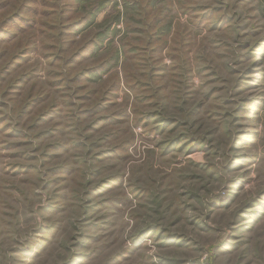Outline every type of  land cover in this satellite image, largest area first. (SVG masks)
Returning <instances> with one entry per match:
<instances>
[{"label":"rangeland","instance_id":"rangeland-1","mask_svg":"<svg viewBox=\"0 0 264 264\" xmlns=\"http://www.w3.org/2000/svg\"><path fill=\"white\" fill-rule=\"evenodd\" d=\"M259 42L264 0H0V264H264Z\"/></svg>","mask_w":264,"mask_h":264},{"label":"trees","instance_id":"trees-1","mask_svg":"<svg viewBox=\"0 0 264 264\" xmlns=\"http://www.w3.org/2000/svg\"><path fill=\"white\" fill-rule=\"evenodd\" d=\"M81 2H83V0H79V3H81ZM260 45H262V46H260ZM261 49V52L264 50V47H263V44H261V42H259V43H257L256 44V47L254 48V49H252L251 50V52H253V51H255L256 49ZM254 54H256V53H254ZM257 55V54H256ZM177 146V145H176ZM173 148H175V146H173ZM252 204L253 203H250V204H248V206H252ZM236 220V219H235ZM240 223V219H238V220H236V221H234L233 223H232V226H236V225H238ZM234 227H232L231 229H233ZM236 231H239L240 229H238V228H236L235 229ZM145 234H147V233H145ZM146 236H149V235H146ZM139 240V239H138ZM213 259H214V257H213ZM211 262H212V264H215L214 263V260H212L211 259Z\"/></svg>","mask_w":264,"mask_h":264}]
</instances>
